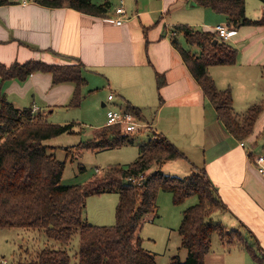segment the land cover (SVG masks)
Wrapping results in <instances>:
<instances>
[{
  "label": "crops",
  "instance_id": "crops-1",
  "mask_svg": "<svg viewBox=\"0 0 264 264\" xmlns=\"http://www.w3.org/2000/svg\"><path fill=\"white\" fill-rule=\"evenodd\" d=\"M171 1L148 0L140 8L136 3L134 10L125 8L124 16L115 12L120 5L113 9L110 4L107 16L97 17L68 6L51 8L35 0H9L0 5V64L81 62L89 86H106L108 101L118 98L121 110L126 104L139 107L142 114L138 120L152 124L150 133L153 130L166 136L183 152L200 150L199 160H170L161 169L176 168L185 174L192 173V165L198 172L205 169L227 206L214 213L215 221L241 230L247 244L264 253V175L255 165L264 146L255 153L250 148L255 145L254 133L239 141L226 129L172 43V37L179 41L180 36L181 45L190 49L184 36L174 32L176 25L195 24L213 30L216 25H228L227 17L208 8L194 10L197 4L186 0L197 14L184 21H170L166 16ZM263 13L264 4L260 13L249 18L259 19ZM117 18H122L121 25L114 22ZM235 31L229 43L239 51L237 62L211 66L209 71L218 88H231L233 106L241 112L264 100V26H243ZM191 49L200 54V49ZM156 74H163L166 80L159 91ZM74 90L71 82L54 84L50 73H33L24 81L0 77V94L19 109L45 111L47 121L54 124L72 122L55 114L68 109ZM110 94L114 95L111 100ZM223 245L220 253L206 256L207 263L215 258L223 264L258 263L243 246Z\"/></svg>",
  "mask_w": 264,
  "mask_h": 264
},
{
  "label": "trees",
  "instance_id": "trees-1",
  "mask_svg": "<svg viewBox=\"0 0 264 264\" xmlns=\"http://www.w3.org/2000/svg\"><path fill=\"white\" fill-rule=\"evenodd\" d=\"M35 1L51 8L68 6L97 17H106L111 4L109 0L102 4L92 0ZM193 1L225 15L228 26L234 30L243 26H264V13L259 19L247 16V0ZM260 1L264 4V0ZM8 3L9 0H0V5ZM174 32L182 34L189 46L200 49L198 55L172 37L174 47L216 109L218 119L239 141L249 138L264 112V100L241 112L236 111L231 88H218L209 71L211 66L235 64L238 49L213 30L180 24L174 26ZM37 72L50 73L54 84L73 83L75 90L67 107L81 105L82 92L88 84L81 62L50 64L29 60L10 66L0 64L2 80L24 81ZM156 83L159 91L166 83L163 74H156ZM124 111L141 118L142 112L137 106L126 104ZM73 132L72 123H49L45 111L34 112L32 107L19 109L0 94V229H38L62 245L69 244L74 233L79 231L77 264H158L155 256L141 247L139 231L146 217L158 212L157 197L162 190L172 193L176 205L197 197V202L183 211L179 227L182 245L188 251L187 258L180 261L175 257L173 264H205L215 233L223 244L243 246L255 261L264 264V253L259 254L254 245L247 244L241 230L228 229L212 219L214 213L225 211L227 206L205 169L198 172L192 165V173L185 177L162 171L165 162L186 156L170 139L156 131L148 142L140 144L139 155L132 163L109 167L103 175L84 185H62L66 162L49 152L54 147L46 141ZM262 133L264 137V129ZM93 136L92 140L75 147L96 151L132 143L131 133L125 132L121 125L103 126ZM142 174L145 178L141 183L130 181ZM104 192L119 193L116 223L111 226L87 223L84 219L87 196ZM10 264H71V256L63 247L45 246L26 260Z\"/></svg>",
  "mask_w": 264,
  "mask_h": 264
},
{
  "label": "rangeland",
  "instance_id": "rangeland-1",
  "mask_svg": "<svg viewBox=\"0 0 264 264\" xmlns=\"http://www.w3.org/2000/svg\"><path fill=\"white\" fill-rule=\"evenodd\" d=\"M95 4H100L104 0H92ZM125 8L143 6L148 0H124ZM151 1V0H149ZM159 3V0H152ZM171 1V0H170ZM193 1V0H192ZM112 8L121 4V0H110ZM261 4L260 0H250L246 3V10L248 17H253L260 13ZM194 10H205V7L197 5ZM210 8H208L209 10ZM191 4L186 0H173L169 2L167 9V16L170 21L172 18L175 21H184L190 19L196 15L195 11H191ZM190 12V13H189ZM253 15V16H251ZM185 24V23H184ZM198 30L203 28L195 24L191 25ZM179 41H182V37L179 36ZM230 45H233L229 43ZM190 48L194 46H189ZM194 49H197L194 47ZM96 86H87L82 92V103L79 107H68L63 111H59L55 114V117L70 118V123L73 124V133H64L46 141L54 149H50V153H54L55 157L60 161L66 162V167L61 180L62 185H84L92 181L96 176L103 175L104 172L115 165H127L135 161L139 155L140 144L149 141L150 136L153 133L150 131H139L131 133L132 143H127L118 148L111 149H79L75 147L80 143L92 140L95 131L107 122V112L122 111L121 102L118 98L114 101H108V89L103 84H100L98 88ZM105 91V93H104ZM264 98V95L263 97ZM102 102L107 103L106 106H102ZM146 116V113L144 112ZM147 119H150L148 116ZM147 120H140V123H146ZM61 124V123H59ZM106 126V125H105ZM264 113L259 117L254 128V147L250 145V148L258 153L263 150L264 146ZM261 131V132H259ZM149 132V133H148ZM251 139V141H252ZM69 150H71L69 152ZM186 157L192 161V159L199 160L202 158V154L199 149L195 152L188 149V152L184 151ZM188 161L186 158L178 159ZM183 162V161H181ZM183 164V163H181ZM169 170V171H168ZM165 174L185 177L189 175L185 172L173 169H163ZM172 171H179L177 173ZM119 201L118 192H104L100 194H89L86 198V205L84 208V219L87 223L100 226H111L116 223V207ZM197 202V197L193 196L188 198L183 204L176 205L173 202V196L170 192L160 191L157 197L158 212L156 214H150L146 217V221L139 231L140 245L141 247L152 253L158 264H173V258L177 257L180 261H185L188 255V251L182 245V237L179 234V227L182 221L183 211L190 205ZM217 215H212V219L215 220ZM45 246L50 247H63L71 256V264L78 263V254L80 250V232L76 231L72 237V240L67 245H62L49 237L38 229H0V263L6 261V263H15L20 260H26L31 254H34L40 248ZM223 243L218 233L212 236V246L210 255L215 251L219 252L223 250ZM216 255V253H215ZM208 256V255H207ZM207 258V257H206ZM210 260V263L205 261V264H223L221 262ZM256 262V261H255ZM229 264V263H228ZM255 264V263H252ZM260 264V263H257Z\"/></svg>",
  "mask_w": 264,
  "mask_h": 264
},
{
  "label": "built area",
  "instance_id": "built-area-1",
  "mask_svg": "<svg viewBox=\"0 0 264 264\" xmlns=\"http://www.w3.org/2000/svg\"><path fill=\"white\" fill-rule=\"evenodd\" d=\"M21 2H28L32 0H15ZM115 12L120 15H125V7H124V0H121V4L119 7L116 8ZM114 22L118 25L122 24V18L113 19ZM221 38L226 41H229L232 36L235 34V30L230 28L228 25L219 24L213 28ZM114 95L110 94L108 96L109 100L113 99ZM106 125H121L125 132L134 133L139 131H151L152 124L149 122L140 123V120L131 112L122 111H112L109 110L107 112V122ZM255 165L258 171L264 175V152L259 154L255 159ZM145 178V175L142 174L140 177L137 178H130V181L133 183H141ZM2 264H6V261H3Z\"/></svg>",
  "mask_w": 264,
  "mask_h": 264
}]
</instances>
